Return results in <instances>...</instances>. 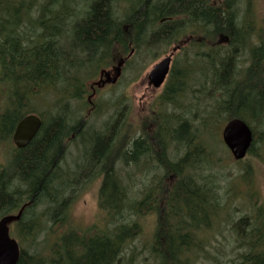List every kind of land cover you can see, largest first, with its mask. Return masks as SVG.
<instances>
[{
  "label": "trees",
  "instance_id": "16d2710c",
  "mask_svg": "<svg viewBox=\"0 0 264 264\" xmlns=\"http://www.w3.org/2000/svg\"><path fill=\"white\" fill-rule=\"evenodd\" d=\"M80 1L49 0L34 9V1L0 0V137L11 136L29 114L43 121L31 143L15 149L0 171V217L24 207L11 225L20 245L17 264H139L146 250L149 257L143 259L153 264H198L208 243L205 235L222 219V203L203 172L215 162L217 149L225 148L219 136L225 123L241 118L252 127L253 145L237 161L249 166L247 172L252 171L248 157L261 158L257 144L264 141V128L259 127L264 126V25L253 16V0H154L161 6L157 16L179 14L183 20L181 26L166 23L165 35L151 32L144 41L150 42V51L189 33L213 43L221 33L231 35L226 46L197 48L213 51L211 64L205 66L212 69L208 96L194 102L197 92L189 83L187 62L185 76L178 77L172 68L165 96L156 98L140 124L128 120L130 107L121 96L106 124L94 132L86 128L102 109L95 97L101 90L94 81L102 69L129 54L130 43L136 53H146L140 36L153 6L143 8L147 0H140L133 16L128 15L133 25L127 32L121 25L127 18L110 14L112 0H83L89 4L85 16L74 19L72 7ZM33 9L35 19L29 16ZM28 17L31 35L20 31ZM249 34L259 35L260 44L250 46V64L240 71L239 58L247 48L242 38ZM191 45L195 48L196 43ZM78 142L84 150L71 170L66 154ZM132 165L149 168L152 188L143 184L136 189L128 173ZM94 182H99L104 221L78 229L70 217L74 192ZM69 190L74 192L67 196ZM146 200L153 206L147 210L155 211L153 218L143 215ZM258 208L260 214L232 223L231 231L242 240L235 264H264V203ZM137 218L146 223L140 225ZM144 229L152 233L143 249L136 240L145 235Z\"/></svg>",
  "mask_w": 264,
  "mask_h": 264
},
{
  "label": "rangeland",
  "instance_id": "374dc122",
  "mask_svg": "<svg viewBox=\"0 0 264 264\" xmlns=\"http://www.w3.org/2000/svg\"><path fill=\"white\" fill-rule=\"evenodd\" d=\"M24 1H34V9H37L38 5L40 6L49 0ZM252 4V13L255 20L258 22L261 21L260 24L264 25V0H253ZM83 5H85V3ZM246 5V3L240 4L244 9ZM241 7L239 11L241 16H243L245 14ZM78 9L83 10L81 8ZM83 12L84 10L80 11L79 15L81 16ZM172 43L170 45L162 44L158 48H155L154 51L152 50L150 52L151 56L143 53L142 49V53L135 52L133 54L134 59L124 68L123 75L120 77L119 82L102 87V90L100 92L98 91L99 93L95 96L99 102V109L100 107L102 109H100V111L91 118V121L88 122L86 127L88 131H100L103 128L109 114L113 113L114 102L121 96L125 98L124 102L130 107L128 120L134 123V126L140 124V117L143 113L145 114L142 117L143 119H146L148 115L151 114L153 102L158 98L161 89L148 86L147 74L156 62L171 51L173 46ZM133 49L135 50V48ZM130 51L131 48L129 49V52ZM246 65L248 64H243V66ZM112 75H114L113 72ZM259 127L260 131L264 128L263 125H259ZM221 130L219 132L220 137ZM84 138L87 139L85 136ZM14 146L12 138L4 139V137H0V167L7 164L11 158L12 152L15 150ZM224 147L225 148L221 146V148L217 149L218 151L215 153V162L210 165V168L207 166L206 170L203 172V175L207 176L208 181L215 186L216 197L219 201L218 204H220V202L222 203L224 213H221L222 219L218 221V223H214V226L212 225L210 227L209 230L213 233H207L205 235V239L208 243L204 252L201 254L202 256L198 264H235V262L239 260V253L241 251L239 242L242 243V240L237 238L235 231H231L232 223L242 217L255 215L254 212L260 214V209L258 208L259 204L264 203V141L260 140L257 144L261 158L255 155L248 157L247 162L250 163L249 165L252 168L250 172L246 170L249 168L248 165L235 161L228 148L225 145ZM83 148L84 144L78 142V144H73L68 149L66 162H70L71 164L66 168L69 167L71 170L75 168L72 162H76L79 159L84 150ZM139 165L144 168L143 162ZM148 169L149 168L143 171L136 165L128 167V173L131 174L130 176L134 180L136 189L141 188L143 184L153 183L152 175L147 174ZM73 192L74 191L69 190L67 196H70ZM74 195L75 198L70 207V217L72 223L78 229L89 230L93 225H96V223L104 221L105 214L100 205L99 198V182L91 183L87 188L80 187L76 193L74 192ZM141 197L143 196L140 195L139 198ZM257 208L258 210H256ZM261 214H264V209ZM223 216H225V218H223ZM144 219L145 218H137L135 221H138L140 225H142L144 222L146 223ZM226 221H228V223ZM203 232H205V229L201 231V233ZM149 233H152L150 229L145 230V235H140V238L136 240V244L139 248L144 249L145 241H147L146 237ZM202 235H204V233ZM146 257H149L148 250H146L145 255H142V259L139 260L138 263L153 264V260L143 259Z\"/></svg>",
  "mask_w": 264,
  "mask_h": 264
},
{
  "label": "flooded vegetation",
  "instance_id": "af4514ba",
  "mask_svg": "<svg viewBox=\"0 0 264 264\" xmlns=\"http://www.w3.org/2000/svg\"><path fill=\"white\" fill-rule=\"evenodd\" d=\"M167 1V0H166ZM140 0H112L111 2V9H110V14L112 15H116L119 17H125L127 18L126 22L121 23V25L124 26L125 31L128 32L129 27L133 25L132 22H128V15L133 16L134 13V8L136 7L135 5H139L140 4ZM113 4V7H112ZM149 4H151L153 6V8L151 9V16H149L147 23L145 25L146 27V31L144 32V29H142V34L140 36V40H141V44L146 47L144 48V51L149 54L150 51V42H144V41H148L150 40L149 38V34L153 31H160L159 33H161L162 35H165L166 33H164L166 23H168V27L171 26V24H176L181 26L182 25V20L183 18H181L178 15H174V16H157V13L155 12L156 9H158L159 6H155L154 5V0H147L145 2V7H147ZM76 9L74 7H72V11H73V15L79 14L80 11H83V7H82V3L79 4H73ZM164 6V5H163ZM78 8H81L83 10H80ZM148 8V7H147ZM75 10V11H74ZM143 10V9H141ZM83 15V14H82ZM164 15V14H163ZM29 16L32 18L33 16V10L30 11ZM140 16V14H139ZM157 16V17H156ZM131 20V19H130ZM152 22L151 25H148L150 22ZM191 20H187L185 22H190ZM22 28L20 29V31H25V34L27 33V31H29V34L31 35L32 33V25L31 22L29 20H23L22 21ZM28 26V30L26 29ZM154 28V29H153ZM224 36L228 37V39H226ZM247 38H242L243 42H245V44L247 45V48H243V53L241 54V57L239 58V70H245L247 66H249L250 64V59H249V48L250 46L255 47V45H259L260 44V37L257 34H249L246 36ZM232 37L229 34H225V33H221L220 35L217 36L215 42L213 43L212 41L207 40L202 34H191L189 33L188 35L184 36V39L181 40H175L173 41L174 43H172L173 47L171 49V51L169 53L172 54V68L175 67L177 70V76L178 77H182L185 76L186 73H188L186 71V69H188V67L184 66L186 65L187 62L190 63V69L191 71L189 72L190 74V85L192 86V88L195 90L194 95V102L197 101L198 98H201L203 96H208L207 94V88L210 85V73L212 71V69H209L207 67H205L208 63L211 64L210 60V54H213V51H206L204 49L198 50L197 48H206V46H226L231 42ZM236 41V40H235ZM192 43H196L195 48H193V46L191 45ZM204 43V44H202ZM215 44V45H214ZM207 49V48H206ZM173 50V51H172ZM183 51V52H182ZM224 52V51H223ZM116 54V53H114ZM176 55V56H175ZM115 64V63H114ZM184 64V65H183ZM202 64V65H201ZM243 64H248L246 66H243ZM189 69V70H190ZM172 70V69H171ZM207 71V72H206ZM170 76V74H169ZM168 76V78H169ZM168 78L166 80V82L159 87L160 93L158 94L159 96H165V90H166V86L168 83ZM148 86L149 87H153L155 89H158L154 86V84L150 83V80L148 81ZM8 138H10V136H8ZM12 138V136H11ZM4 168V166H2L0 168V171H2ZM3 172V171H2ZM151 186L150 188L153 187V183H150ZM147 201V200H146ZM150 201L146 202V206L145 209L146 210H142L144 217L146 218H153L155 211L153 210H147L150 207L149 205ZM156 207V206H155Z\"/></svg>",
  "mask_w": 264,
  "mask_h": 264
},
{
  "label": "water",
  "instance_id": "95a60500",
  "mask_svg": "<svg viewBox=\"0 0 264 264\" xmlns=\"http://www.w3.org/2000/svg\"><path fill=\"white\" fill-rule=\"evenodd\" d=\"M125 60L115 67V75L112 78L109 71L103 72L106 80L102 82H116L119 78ZM171 56H167L158 62L150 71L148 78L155 87H160L169 73ZM99 83V82H98ZM42 125L41 118L36 114L24 117L16 126L13 141L18 148H25L36 136ZM222 139L232 153L235 160L246 157L254 140L251 126L241 118L230 119L222 129ZM29 204V203H27ZM25 206V205H24ZM24 207L17 214H8L0 219V264H17L20 258L18 241L10 234V224L21 218Z\"/></svg>",
  "mask_w": 264,
  "mask_h": 264
},
{
  "label": "bare ground",
  "instance_id": "6f19581e",
  "mask_svg": "<svg viewBox=\"0 0 264 264\" xmlns=\"http://www.w3.org/2000/svg\"><path fill=\"white\" fill-rule=\"evenodd\" d=\"M162 45V44H161ZM183 52V51H182ZM176 56V55H175ZM134 58V57H133ZM238 58V57H237ZM237 61V60H236ZM127 66V65H126ZM207 72V71H206ZM189 81V80H188ZM248 123V122H247ZM9 140V139H8ZM8 143H10V142H8ZM172 157V156H171ZM143 192V191H142ZM143 194V193H142ZM141 201V200H140ZM212 201V200H211ZM214 202V201H213ZM210 205V204H209ZM214 205V204H213ZM181 207V206H180ZM196 210V209H195ZM221 212V211H220ZM208 216V215H207ZM231 217V216H230ZM224 218V217H223ZM231 221V220H230ZM196 224V223H195ZM218 225V224H217ZM202 227V226H201ZM215 227H216V225H215ZM217 227H219V226H217ZM203 230V229H202ZM220 231V230H219ZM211 233H213V232H211ZM234 238V237H233ZM236 238V237H235ZM240 244V243H239ZM244 248V247H243Z\"/></svg>",
  "mask_w": 264,
  "mask_h": 264
}]
</instances>
